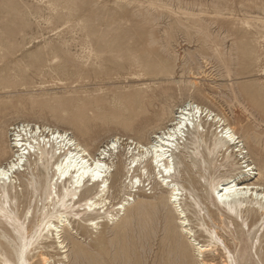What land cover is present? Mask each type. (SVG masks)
Listing matches in <instances>:
<instances>
[{
    "label": "rangeland",
    "instance_id": "rangeland-1",
    "mask_svg": "<svg viewBox=\"0 0 264 264\" xmlns=\"http://www.w3.org/2000/svg\"><path fill=\"white\" fill-rule=\"evenodd\" d=\"M166 87L175 88L173 114L193 99L226 116L244 138L250 162L258 164L257 140L264 144V0H0V140L9 155L10 129L20 123L72 133L93 155L118 137L111 201L156 202L167 194L154 175L142 178L139 192L131 189L127 153L133 141L146 144L154 131L155 121L142 119L146 96ZM174 159L178 163L181 156ZM217 161V175L236 173L222 157ZM213 172L191 173L181 165L177 178L207 205L199 176ZM21 181L24 189L27 179ZM31 198L21 197L20 213L40 201ZM171 210L136 218L123 232L110 224L100 236L73 224L70 234L87 258L76 260L69 246L68 264H197L177 245L179 236H167ZM191 220L197 224L192 213ZM231 231L218 229L235 252ZM199 240L208 242L201 234ZM206 260L222 264L224 255L207 254Z\"/></svg>",
    "mask_w": 264,
    "mask_h": 264
},
{
    "label": "bare ground",
    "instance_id": "bare-ground-1",
    "mask_svg": "<svg viewBox=\"0 0 264 264\" xmlns=\"http://www.w3.org/2000/svg\"><path fill=\"white\" fill-rule=\"evenodd\" d=\"M156 92L146 96L141 106V117L147 125L155 121L154 131L146 144L133 141V150L127 153L131 159V189L139 192L142 178L150 180L154 175L157 186L167 194L156 202L140 199L134 200L132 206L126 199L117 205L111 201L110 180L120 152L118 137L93 155L90 147L67 131L34 123L11 126V155L5 141L0 140V264H55L54 257L60 259V264H68L69 246L76 260L86 259L87 251L70 234L73 224L97 236L110 224L123 232L145 214L156 213L160 217L167 206L172 208L167 236H179L181 243L177 245L191 258L195 257V263L208 264L207 254L221 252L222 264H264V144L257 140L258 164L250 162L252 156L246 150L244 138L226 116L214 115L193 99L178 106L173 114L175 88ZM177 153L181 156L178 163L174 159ZM220 157L236 173L217 175L221 173L216 166ZM181 165L191 173L214 171L207 177L199 176L209 199L207 205L178 181ZM138 172L139 177L135 175ZM21 178L27 179L24 189ZM25 193L40 201L34 206L29 203L27 212L20 213L18 205ZM191 213L196 217L195 225ZM230 227L234 229L230 236L235 252L218 232ZM199 234L207 237L208 242L199 240ZM124 253H130L128 248Z\"/></svg>",
    "mask_w": 264,
    "mask_h": 264
}]
</instances>
